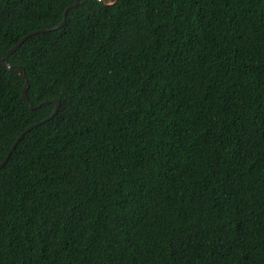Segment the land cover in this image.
I'll return each instance as SVG.
<instances>
[{"label":"trees","instance_id":"16d2710c","mask_svg":"<svg viewBox=\"0 0 264 264\" xmlns=\"http://www.w3.org/2000/svg\"><path fill=\"white\" fill-rule=\"evenodd\" d=\"M74 0H0V58ZM0 64V264H264V0H85Z\"/></svg>","mask_w":264,"mask_h":264},{"label":"water","instance_id":"95a60500","mask_svg":"<svg viewBox=\"0 0 264 264\" xmlns=\"http://www.w3.org/2000/svg\"><path fill=\"white\" fill-rule=\"evenodd\" d=\"M85 0H74L72 3L68 4L66 6V8L64 9L63 13H62V19L60 20V22H58L57 24L55 25H52V26H49V27H44V28H40V29H36V30H32V31H29L27 32L25 35H23L22 37H20L18 39V41H16L9 49L6 50L4 56H2L0 58V64L5 66L8 70L10 71H13L15 73H17L22 81L24 82V86L22 88V91H21V96L23 97V99L30 105V108H35L37 106L33 105L27 98V95H26V88H27V85H28V82H27V79L25 77V75L22 73L21 71V67L20 66H13L11 64L8 63L7 61V58H8V55L10 53H12L25 39L26 37H28L29 35L31 34H35L37 32H44V31H50V30H53V29H56L60 26H62L64 24V21H65V16H66V13H67V10L70 8V7H73L75 5H77L78 3L80 2H84ZM100 1L103 5H111V4H114L117 0H111V2H109V0H98ZM45 102H52L54 103V109L53 111L47 116L45 117L44 119L38 121V122H35L31 125H29L28 127H26L15 139V141L13 142L12 146L10 147L9 151H8V154L2 159V161L0 162V167L2 166V164L4 163V161L6 160V158L8 157V155L11 153V151L14 149L16 143L20 140V138L23 136V134L28 131L30 128L36 126L37 124H39L40 122H43L45 120H48L50 119L52 116H54V114L56 113L57 111V108H58V104H59V101L57 99H48V100H45V101H42L40 102V104L42 103H45Z\"/></svg>","mask_w":264,"mask_h":264},{"label":"snow or ice","instance_id":"6c2138e0","mask_svg":"<svg viewBox=\"0 0 264 264\" xmlns=\"http://www.w3.org/2000/svg\"><path fill=\"white\" fill-rule=\"evenodd\" d=\"M109 2H111V0H109Z\"/></svg>","mask_w":264,"mask_h":264}]
</instances>
